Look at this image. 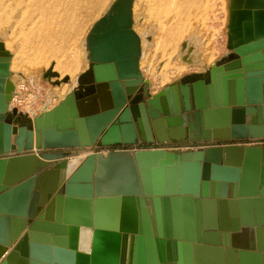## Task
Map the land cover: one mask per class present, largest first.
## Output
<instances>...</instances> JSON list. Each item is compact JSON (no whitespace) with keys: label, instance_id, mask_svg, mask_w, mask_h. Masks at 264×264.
Listing matches in <instances>:
<instances>
[{"label":"water","instance_id":"water-1","mask_svg":"<svg viewBox=\"0 0 264 264\" xmlns=\"http://www.w3.org/2000/svg\"><path fill=\"white\" fill-rule=\"evenodd\" d=\"M133 1L110 3L78 86L32 118L9 107L0 41V264H264V145L96 152L63 176L69 149L264 139V0H229L228 51L155 94Z\"/></svg>","mask_w":264,"mask_h":264},{"label":"rangeland","instance_id":"rangeland-1","mask_svg":"<svg viewBox=\"0 0 264 264\" xmlns=\"http://www.w3.org/2000/svg\"><path fill=\"white\" fill-rule=\"evenodd\" d=\"M43 1L47 2L43 4ZM112 1L113 0H103L102 3L101 1L95 3V7L89 8L90 11L85 9V6L81 3L80 5L84 8L81 7V11L78 9L84 15L88 16L89 14L87 13H90V16L93 15L92 17H87L82 14L83 18H81L80 22H82L83 19V25L80 24L81 32L77 40L78 46L81 44L80 51L82 52L80 56L84 61L83 66L85 69L88 68V60L85 54L86 48L84 45L82 46V43L93 23L105 13ZM57 3L56 0L55 3L54 0H39V2H36V0H0V41H2L4 45L7 44L6 47L8 49H5L12 54V72L15 75L12 84L16 86L15 84L18 83L19 85V87H16L14 90L16 99L12 101V107L18 108L20 114L28 115L30 118L37 112L51 109V105L54 103L57 105L60 99L62 97L64 98L69 92V89L73 86L70 82L66 85H61L62 87H58V84H52V82L56 81V78H46L44 80L42 76L46 68L48 69L52 64H56L58 61L63 60V56L61 55L62 50H59L58 53V51H49L46 48L42 56L40 48L38 47L39 39H36L38 34L37 30H41V25L43 26L42 29H44L43 23H51L52 21L55 23L56 18L58 17L57 19H59L60 14H63L62 11H70L71 8H73L72 4L74 1L67 0V3L70 5L67 3H58L57 5ZM181 3H183V5L180 7L179 4ZM228 3L229 0H134L133 29H135L136 33L142 39L144 51L140 70L143 77L149 81V92L151 94L159 92L165 85L174 82L185 74L204 71V69L228 51L226 48ZM45 8L48 10L46 11ZM39 9H41V11ZM59 9L61 12H57L60 14H56V10ZM93 9L95 10L93 11ZM85 10H87V12ZM38 12H43L42 15L44 16L40 17H43L44 20L40 21ZM48 12H50V14H48ZM173 14H176L175 20L178 21L177 28L180 30V35H174V39L171 40L167 32L170 30L169 28L172 24L171 16ZM54 16L55 18H53ZM84 20L86 23H84ZM185 42L190 45L191 51L189 56L191 63H187L181 58L183 56L182 43ZM211 50L212 53H210ZM82 56L85 58L83 59ZM209 58L212 62H209ZM183 66L185 68H183ZM170 68H182V71L178 73L179 71L171 70L170 72ZM257 141H261L262 143L254 145H264V139ZM248 142L249 141L246 140H234L229 142H198L186 140L180 142H155L150 145L137 143L129 146H93L86 150H84V148H79L77 150H79V152L83 150L84 152L96 153L106 149L111 151L121 149L139 150L142 148H163L170 151L183 152L200 148L203 149L209 146H223L230 143L248 145ZM71 150L73 149H69L68 154H66L67 159L79 153L77 151L78 153L72 154ZM52 163L55 164L57 161Z\"/></svg>","mask_w":264,"mask_h":264},{"label":"bare ground","instance_id":"bare-ground-1","mask_svg":"<svg viewBox=\"0 0 264 264\" xmlns=\"http://www.w3.org/2000/svg\"><path fill=\"white\" fill-rule=\"evenodd\" d=\"M51 1H53V0H51ZM74 1V3L72 4V7L73 8H71V10L69 11V10H67V11H62L63 12V14L61 13H59V12H61V10L59 9V10H56V12L57 11H59V12H57L56 14H60V17H59V19H57L56 18V21H55V23L52 21L51 23H48V22H46V23H43L44 24V29H42L43 28V26L41 25V30H37L38 32V34H37V37H36V39L38 38L39 39V41H38V47L40 48V52H41V54H42V56L44 55L43 53H45V49L47 48V50H53V51H58V53H59V50H62L61 52V55L63 56H61L62 58H63V60L62 61H58L56 64H52L51 65V67H52V71H54V72H56V73H58V76H51L50 78L51 79H54V78H56V81L58 80V81H60V80H62L63 79V77H65V76H68V80L66 81V82H61L60 84H58L59 86L58 87H60L61 85H66L67 83H70L71 82V84H73V86L69 89V91L70 90H72V89H74V88H76L77 86H78V84H79V81H80V79H81V77H82V74L88 69H85L84 68V66H83V63H84V61L82 60V58H81V56H80V54H81V52L82 51H80L81 50V44L78 46V44H77V40H78V37H79V34H80V24L81 25H83L82 23H83V19H82V22H80L81 21V18H83V13H81L80 11H81V9L82 8H84V7H82V5H80L81 3L83 4V6H85V9H87V10H89L90 11V9L89 8H91V7H93L94 5H95V3H98V2H100L101 1V3H102V1L103 0H73ZM221 1H223V0H221ZM36 2H39V0H36ZM44 2V1H43ZM42 2V3H43ZM45 2H47V1H45ZM45 2L43 3V4H45ZM56 2H58L59 4H64V3H67V0H56ZM54 3H55V0H54ZM58 3H57V5H58ZM34 4H36V3H34ZM68 5H70L69 3H67ZM49 5V4H48ZM48 5H46V6H48ZM52 5V4H51ZM98 5H100V4H98ZM97 5V6H98ZM180 5V7L183 5V3H181V4H179ZM167 6V5H166ZM36 7V6H35ZM57 7V6H56ZM66 7V6H65ZM64 7V8H65ZM82 7V8H81ZM95 7V6H94ZM186 7V6H185ZM49 8V7H48ZM64 8H62V9H64ZM69 8V7H68ZM96 8H99V7H96ZM186 8H188V7H186ZM41 9H43V8H41ZM41 9H39L40 11H41ZM53 9H55V8H53ZM53 9H51V10H53ZM70 9V8H69ZM80 11H79V10ZM45 10L47 11L48 9H46L45 8ZM87 10H85L86 12H87ZM95 9H93V11H94ZM43 11V10H42ZM79 11V12H78ZM84 11V12H85ZM92 11V12H93ZM51 12V11H50ZM50 12H48V14H50ZM39 13V12H38ZM44 13H45V11H44ZM43 14V12L42 13H39V15H38V18H40V21L41 20H44L43 19V17H40V16H44V15H42ZM47 14V15H48ZM83 14V15H82ZM87 14H89L88 16L89 17H92V16H90V13H87ZM190 14V13H189ZM188 14V15H189ZM52 15V14H51ZM51 15H50V17H51ZM63 15H64V17H63ZM97 15V14H96ZM133 15H134V1H133V4H132V17H133ZM228 15H229V11H228ZM49 16V15H48ZM53 16V15H52ZM84 16H87V15H84ZM87 16V17H88ZM187 16V15H186ZM47 17V16H46ZM86 17V18H87ZM188 17V16H187ZM53 18H55V16L53 17ZM92 19V18H91ZM176 19V14H173L172 16H171V21H172V24L170 25V30L167 32V35H170V39L171 40H173L174 39V35H180V30L177 28V25H178V21H176L175 20ZM50 20H52V19H50ZM39 21V22H40ZM85 21V20H84ZM89 21V20H88ZM54 23V24H53ZM84 23H86V21L84 22ZM46 24V25H45ZM47 24H48V26H47ZM134 25V24H133ZM37 26H38V24H37ZM14 29V28H13ZM34 29V28H33ZM134 31H135V29H133ZM136 32V31H135ZM137 34V33H136ZM138 35V34H137ZM34 36V35H33ZM139 36V35H138ZM212 37H214V36H212ZM33 39H35V38H33ZM85 40H86V38L84 39V42L82 43V46L84 45L85 46V48H86V45H85ZM47 41V42H46ZM59 43V45H58V43ZM208 42V41H207ZM183 45H182V54H183V56L181 57V58H183L184 59V61L185 62H187V63H189L190 61H191V59H190V45L187 43V42H185V43H182ZM7 45V44H6ZM6 45H4L3 44V48L5 49H8L7 47H6ZM140 45H141V57H140V60H139V68L141 67L140 65H141V60H142V58H143V56H144V51H143V43H142V39L140 38ZM186 45H188V46H186ZM64 46H66V47H64ZM61 48V49H60ZM215 48V47H214ZM5 49V50H6ZM36 49V48H35ZM37 50H39V49H37ZM83 50V49H82ZM86 50V49H85ZM209 50V49H208ZM7 51V50H6ZM214 51V50H213ZM9 54H10V65H9V70H10V77L8 78V82L9 83H13V79L15 78V75H14V73L12 72L13 70H12V64H13V60H12V54L9 52V51H7ZM86 52V51H85ZM84 52V53H85ZM210 53H212V50H211V52ZM85 54H87V53H85ZM198 54V53H197ZM37 55V54H36ZM39 55V54H38ZM48 55V54H47ZM42 56H40V57H42ZM52 56H54V55H52ZM39 57V56H38ZM83 57V56H82ZM210 57V56H209ZM211 57H212V55H211ZM210 57V58H211ZM43 58V57H42ZM85 57H83V59H84ZM209 58V62L211 61V59H213V58H211L210 59ZM59 59V58H58ZM40 60V59H39ZM48 61V60H47ZM193 61V60H192ZM204 61V60H203ZM216 61V60H215ZM214 61V62H215ZM205 63H207L206 61H204ZM212 62V61H211ZM213 62V63H214ZM47 63V62H46ZM45 63V64H46ZM191 63V62H190ZM193 63H195V62H193ZM212 63V64H213ZM184 64V63H183ZM182 64V65H183ZM196 64H198V63H196ZM204 64V63H203ZM211 64V65H212ZM47 65V64H46ZM169 65V64H168ZM189 65V64H188ZM187 65V66H188ZM207 65H209L208 63H207ZM210 65V66H211ZM175 66V65H174ZM210 66H208L206 69H204V71H206ZM176 67V66H175ZM183 68H185L184 66H183ZM49 69V68H48ZM47 70V68L45 69V71ZM171 70H176L178 73H180L181 71H182V68H174V69H171L170 68V72H171ZM204 71H202V72H204ZM154 76V75H153ZM50 78H48V79H50ZM158 79V78H157ZM15 81V80H14ZM167 82V81H166ZM13 85V84H12ZM16 86H14L13 85V90H12V97H11V99H10V101H9V107H10V109L11 108H13L12 107V101L14 100V99H16V94H15V89H16V87L18 88L19 87V85H18V83H16L15 84ZM62 87V86H61ZM68 91V90H67ZM66 91V92H67ZM63 98V97H62ZM62 98L60 99V100H62ZM15 101V100H14ZM49 110V109H48ZM44 111H47V110H44ZM41 112H43V111H41ZM37 113H40V112H37ZM36 113V114H37ZM32 117H33V115H32ZM92 152V151H91ZM107 153V152H106ZM105 152L103 153V154H106ZM90 154V152H88V151H81V152H79L78 154H75V155H72V156H70L69 157V164H68V167H67V169L66 170H64L63 171V176H66L67 174H69V173H71L81 162H82V160L87 156V155H89ZM90 234H91V232H90V229H88V228H83V227H80V229H79V233H78V248L79 249H83V250H87L88 249V247H89V242H90ZM1 249H2V247L0 246V251H1Z\"/></svg>","mask_w":264,"mask_h":264},{"label":"crops","instance_id":"crops-1","mask_svg":"<svg viewBox=\"0 0 264 264\" xmlns=\"http://www.w3.org/2000/svg\"><path fill=\"white\" fill-rule=\"evenodd\" d=\"M56 103H54V104H52L51 105V107H53L54 105H55ZM249 140H253V139H248V140H246V141H249ZM235 141H239V140H235ZM241 141H245V140H241ZM86 149H89V147H85L84 148V150H86ZM81 150V149H80ZM79 152V150H77V149H73V150H71V153L72 154H75V153H78ZM252 208H254L253 209V213L255 212V206H253ZM206 254H205V256H206V258L208 259V260H215V258H216V256H217V251H208V252H205ZM223 255V254H222ZM222 258V257H221Z\"/></svg>","mask_w":264,"mask_h":264},{"label":"built area","instance_id":"built-area-1","mask_svg":"<svg viewBox=\"0 0 264 264\" xmlns=\"http://www.w3.org/2000/svg\"><path fill=\"white\" fill-rule=\"evenodd\" d=\"M261 144L262 142L261 141H257V140H249V142H248V145H254V144ZM108 151H110V150H108V149H106V150H102L101 152L102 153H106V152H108Z\"/></svg>","mask_w":264,"mask_h":264}]
</instances>
